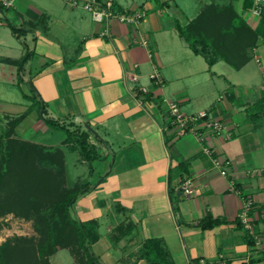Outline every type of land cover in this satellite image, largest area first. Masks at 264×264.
<instances>
[{"label": "crops", "instance_id": "crops-1", "mask_svg": "<svg viewBox=\"0 0 264 264\" xmlns=\"http://www.w3.org/2000/svg\"><path fill=\"white\" fill-rule=\"evenodd\" d=\"M31 1L17 0L7 12L0 10V74L8 77L3 84L9 88L16 86L15 73L29 77L19 86L35 103L27 108L0 101V118L31 111L17 129L19 136L74 153L65 146L64 131L45 119L81 125L91 133L102 157L90 163L77 152L75 164H88L89 173L73 183L86 180L90 189L76 200L72 214L82 223H99L100 239L92 245L99 263L264 264V116L253 119L248 113L264 99V46L254 53L257 62L262 59L260 70L232 82L217 71L224 61L210 68L178 35L175 22L167 21L169 12L184 14L177 0H113L121 11H144L139 24L98 23L70 0L61 6L45 0L39 8ZM213 3H239L237 11L248 23L257 27L261 21L243 10L244 0ZM197 16L186 24L175 21L186 26ZM8 22L27 33L17 37ZM56 22L63 25L61 35L72 31L71 43L58 36ZM200 57L207 63L204 70ZM155 71L162 86L151 79ZM260 73L262 79L256 80ZM216 78L225 80L217 97ZM141 88L151 92V100L138 97ZM173 101L186 115L208 111L224 131L216 135L204 129L203 140L181 133L169 117L167 103ZM35 106L42 111L36 117ZM29 118L34 121L26 138L23 123ZM215 159L223 162L220 167ZM187 180L192 181L190 195L183 190ZM208 217L226 223L203 229ZM148 240L164 248L159 262L143 255Z\"/></svg>", "mask_w": 264, "mask_h": 264}, {"label": "trees", "instance_id": "trees-1", "mask_svg": "<svg viewBox=\"0 0 264 264\" xmlns=\"http://www.w3.org/2000/svg\"><path fill=\"white\" fill-rule=\"evenodd\" d=\"M252 6V0H244V11H249ZM0 10L6 11L2 8ZM8 25L19 38L27 33L11 22H8ZM175 30L195 54L206 58L210 68L217 62L224 61L234 69L241 70L253 60L254 51L259 47L260 42L264 43V15L259 25L253 27L238 13L233 3L224 5L211 3L205 6L188 25L182 26L179 21H175ZM28 60L29 55L27 54L19 64L20 72ZM137 91L138 97L143 98L144 101H149L153 97L151 92L144 94L140 90ZM248 113L253 119L264 116V99L251 106ZM25 118L24 115L19 117L15 126ZM45 121L51 127L66 133V146L73 147L80 154L82 160L91 163L101 159L102 156L96 145L90 141L91 133L88 130L82 129L80 126L65 125L54 119L46 118ZM31 147L34 148L35 164L27 165L26 163L22 167H17L20 172L18 180L37 184L39 193L41 189L49 185H55L58 188L57 202L47 207H40L43 210L42 217L46 221L49 218H55L57 223L55 229L51 228L56 232H53L50 239L39 247L40 260L37 261V264H50L49 258L60 249H70L78 254L80 264H100L92 251V245L100 239L99 223L96 221L82 223L72 214L74 203L90 189V183L82 180L75 186H68L65 154L61 147L48 148L40 145ZM17 151L19 152V150ZM2 152L5 158L10 161L8 146ZM17 157L16 162H20ZM0 165H3V171L11 173L10 167H5L6 164H3V161H0ZM30 171L31 176L29 175ZM225 223L224 220L208 217L201 226L203 229H211ZM249 244L253 245L255 242L250 241ZM7 248L6 245L0 246V264H12L11 258L7 255ZM142 251L144 256L155 262H159L158 260L165 254L164 248L156 240L146 241ZM160 261V263H164V261Z\"/></svg>", "mask_w": 264, "mask_h": 264}, {"label": "rangeland", "instance_id": "rangeland-1", "mask_svg": "<svg viewBox=\"0 0 264 264\" xmlns=\"http://www.w3.org/2000/svg\"><path fill=\"white\" fill-rule=\"evenodd\" d=\"M43 1L45 0H33L30 2V5L39 8ZM53 1L60 4V6L64 3L62 0ZM213 2H220V0H177V3L184 11V14L180 15L176 13L175 15V12L172 11V13L169 12V14H165V17L167 21L172 24L175 22L176 18H178L182 24H186L188 18H194L202 11L206 4ZM235 5L237 10L241 11L239 3ZM173 9L176 10L175 8ZM7 11L8 10L5 12ZM16 25L19 26L17 21ZM55 25L58 30V36L61 40H63L64 43L65 40L68 43H71L74 38L72 31H67L65 29L62 32L63 35H61L60 27L63 25L60 22H56ZM261 46H264L263 42H260L259 47ZM259 47L254 53L257 52ZM256 57L257 56H254L253 54L254 60L250 66L242 72L234 69L225 62H220L218 64L217 71L227 74V78L232 80V82H235V80L243 79L245 73L252 69L260 70L263 66V62L262 59L261 61H259V59L257 62L255 60ZM199 61H201V67H199V69L204 70L207 65L206 61L202 57L199 58ZM17 73H15L16 86L14 88H9L8 84H3L4 81L7 82L8 77L3 78L0 74V101H10L11 103L17 104L23 103L27 108H30L35 101L34 99L27 98L24 89H21L19 86L23 80L27 83L30 78L23 79V74ZM259 75L260 76H257L256 80L262 79V73ZM217 79L218 78L215 80V83L217 84L215 86V97L219 96L220 92H222L221 84L225 83L224 78ZM28 86L31 90L30 83H28ZM34 108H36L34 111L35 117L38 113H42V111L40 112L36 106ZM30 113L31 111L24 116H27ZM18 118L9 116L0 118V139L2 140L0 143V150L3 151V149L8 146L9 156H11L10 161H8L5 158L4 153L0 151V161H3V164H6L5 167H10L9 169L11 170V173H7L3 171V165H0V168H2V170H0V246L6 245L8 247L7 255L11 258L12 264H37V261L40 260L39 247L42 243L50 239L53 232H56V230H52L51 228L54 227L55 229L57 223L55 222V218H49L48 221H46L42 217L43 210L40 207H47L57 202L58 188H56L55 185H49L41 189L39 193L37 191V184H32L23 180L20 182L18 180L20 172L17 167H22L26 163L27 165H31V163L35 164L34 148L31 146L40 145L44 147V145L36 142L25 140L22 136L17 134V129L21 125L18 124L15 126ZM33 121V118H29L23 123V127L26 130V138L32 133ZM80 128L85 129V127L81 125ZM63 134L66 135L65 132H63ZM22 143L25 145H21ZM17 150H19V152ZM63 151L65 154L68 186L72 187L75 186L76 183L74 184L73 182L77 177H83L89 173V166L86 163L75 164V160L78 158L77 152L74 153L69 150L65 151L64 148ZM17 156H20L21 158H18ZM16 157L20 162H16ZM29 175L31 176V171L29 172ZM82 180L80 179L79 181ZM49 262L50 264H80V256L72 252L70 249H60L49 258Z\"/></svg>", "mask_w": 264, "mask_h": 264}, {"label": "built area", "instance_id": "built-area-1", "mask_svg": "<svg viewBox=\"0 0 264 264\" xmlns=\"http://www.w3.org/2000/svg\"><path fill=\"white\" fill-rule=\"evenodd\" d=\"M17 0H0V8L9 10L14 7ZM74 6H82L84 9L90 11L96 22L102 23L105 20L118 19L123 23L127 24H139L145 17L146 13L144 11L127 12L121 11L116 8L113 0H70ZM253 6L249 10L252 17L262 19L264 15V0H252ZM145 46L148 45L147 40L143 41ZM135 80L138 79L136 75ZM153 83L157 86H162L163 81L161 75L158 71L151 76ZM140 91L144 94L150 91L146 88H141ZM168 112L169 117L172 120L174 126H176L181 133L191 132L200 139H204V133L202 130L210 129L216 135H221L224 131V125L219 120L212 119L208 111L201 112L195 115H186L182 112V108L179 102L173 101L168 102ZM215 164L220 167L223 163L220 159H215ZM228 163V162H227ZM229 164V163H228ZM223 175H227L226 170L222 171ZM192 181L187 180L183 185V190L186 195L192 193L191 190ZM248 210L251 208V203L247 204Z\"/></svg>", "mask_w": 264, "mask_h": 264}]
</instances>
